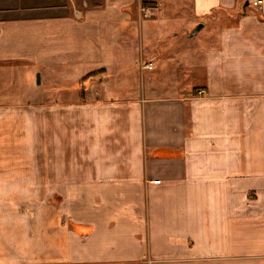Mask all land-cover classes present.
<instances>
[{
	"label": "crops",
	"instance_id": "1",
	"mask_svg": "<svg viewBox=\"0 0 264 264\" xmlns=\"http://www.w3.org/2000/svg\"><path fill=\"white\" fill-rule=\"evenodd\" d=\"M142 1L0 0V264H264V0Z\"/></svg>",
	"mask_w": 264,
	"mask_h": 264
},
{
	"label": "rangeland",
	"instance_id": "2",
	"mask_svg": "<svg viewBox=\"0 0 264 264\" xmlns=\"http://www.w3.org/2000/svg\"><path fill=\"white\" fill-rule=\"evenodd\" d=\"M249 6H252V5H249ZM169 25H170V23L161 24L162 31L160 33H162V34L168 33L166 31L169 29ZM195 25L196 24H194V26ZM194 26H192V28ZM208 27H209V23L206 24V26L204 28H201L200 30H198L199 32H197L196 35L199 36V35L203 34L205 32V30H207ZM171 40H172L171 38H167V36H166V38H164L163 41H165V42L167 41L169 43V42H171ZM140 46H141V38L139 36H137V34L135 36L133 35L132 36V46H130L131 47L130 59L126 60L127 56H125L124 59H123L124 60V64L123 65L125 67L124 70H121V69H119L116 66L115 67L112 66V68L110 69V73L109 74L106 73V74L103 75L104 82L107 85V86H104V89L108 90L109 94L119 93L120 95L124 96V95H127L129 93L130 89L134 90L136 88H140L138 86V84H140V80H139L140 79V77H139L140 73L138 72L139 68H138L137 60L135 61V58H136L137 53H138V50H139V48H141ZM143 61L144 60L142 59L139 62L140 63V65H139L140 68H142L141 64L143 63ZM153 71L154 70H149L147 72L154 73ZM159 72H160L159 75L161 76V77H159L160 80L165 81V83L163 84V85H165V86H163V89H167L166 85H168L171 82L170 75H171L172 72L170 71V69L169 70L168 69H166V70L163 69V70H160ZM98 73H99V71H96V72H93L90 75V77L95 79L94 80L95 84L98 83V81H97L98 80V76H101ZM122 76H124V77H122ZM33 77H34V82L37 83V81H36L37 80L36 73L33 75ZM86 79L87 78H85L84 81H83L85 86H87V82H88V80H86ZM66 83H67L68 86H71L74 83V80H72L71 77H67V82ZM127 84L130 85L131 87H128ZM100 86H99V88H100ZM81 87H83V85L80 86L79 88H81ZM38 88H43V87L41 85H39Z\"/></svg>",
	"mask_w": 264,
	"mask_h": 264
},
{
	"label": "built area",
	"instance_id": "3",
	"mask_svg": "<svg viewBox=\"0 0 264 264\" xmlns=\"http://www.w3.org/2000/svg\"><path fill=\"white\" fill-rule=\"evenodd\" d=\"M246 1H247L246 3H249V4H251V5H253V6L257 7V8H260L261 5H262V3H261L262 0H246ZM141 10H142V14L144 16H146L147 12L145 11V8L141 7ZM141 67L142 68H149V67H151V64L150 63H142ZM154 181L157 182L158 180L156 179Z\"/></svg>",
	"mask_w": 264,
	"mask_h": 264
},
{
	"label": "water",
	"instance_id": "4",
	"mask_svg": "<svg viewBox=\"0 0 264 264\" xmlns=\"http://www.w3.org/2000/svg\"><path fill=\"white\" fill-rule=\"evenodd\" d=\"M247 1L245 0V2H243L244 4H247L246 3ZM202 26V23H197L194 28L192 30H190L192 33L195 32V31H198V29ZM36 77H37V83L39 81V77H38V74H36Z\"/></svg>",
	"mask_w": 264,
	"mask_h": 264
},
{
	"label": "trees",
	"instance_id": "5",
	"mask_svg": "<svg viewBox=\"0 0 264 264\" xmlns=\"http://www.w3.org/2000/svg\"><path fill=\"white\" fill-rule=\"evenodd\" d=\"M147 2H148V1H146V0H143V1H142V3H143L144 5H145ZM148 3H149V2H148ZM92 73H93V72H89V73L85 74L84 78L89 77Z\"/></svg>",
	"mask_w": 264,
	"mask_h": 264
}]
</instances>
